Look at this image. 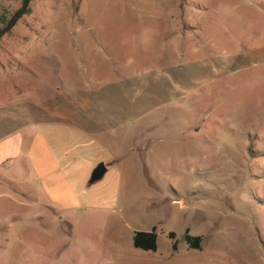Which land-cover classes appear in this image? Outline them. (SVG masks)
Masks as SVG:
<instances>
[{"label":"rangeland","instance_id":"obj_1","mask_svg":"<svg viewBox=\"0 0 264 264\" xmlns=\"http://www.w3.org/2000/svg\"><path fill=\"white\" fill-rule=\"evenodd\" d=\"M166 1L182 40L151 0H33L0 40V264H264V0ZM44 100L92 118L46 127L80 200L67 217L7 196L37 186ZM152 230L156 250L133 245Z\"/></svg>","mask_w":264,"mask_h":264},{"label":"crops","instance_id":"obj_2","mask_svg":"<svg viewBox=\"0 0 264 264\" xmlns=\"http://www.w3.org/2000/svg\"><path fill=\"white\" fill-rule=\"evenodd\" d=\"M151 3L152 5H150L155 12L171 15L170 18H165L166 20L168 19L169 24V27L165 30L167 36L170 39L182 40L187 35L188 29L187 24L183 20V8L181 6H173L171 3L167 4L166 0H151ZM174 15L176 16L174 17ZM91 47L94 50L93 46H90L87 52L91 51ZM77 103V101L72 102V104H68L64 109L58 108L54 103L45 102V100L40 104L44 110V117L38 120V129L32 134L31 142L28 146L29 156H32L35 160L33 164L35 163L34 167L38 180L36 183L37 186L35 188V186H30L31 184L29 183L25 186L13 184L11 190L16 191V196L9 192L7 193V196L12 201L19 202L22 205H28L29 197H31L30 199H35L36 203L43 210L58 214L59 217L61 213H65L64 215L67 217L66 214L80 207V200L78 199L74 184L64 167L60 164V156L57 155L50 145L51 138H48V135L53 134L54 137L55 134L53 132L48 134V131H46V127L56 124L55 117L64 115L70 122L80 123V125L84 124L85 132L89 133L91 131L89 125L92 118L88 117L84 122L77 121ZM5 145L6 143H0V148H4ZM20 151L21 149L18 147L15 156L20 155ZM66 155L67 153H64V156ZM116 157L114 155V159L109 163H115ZM4 160H8V155L0 156V164L4 163ZM105 164L108 171L110 166L107 163ZM1 176L3 178L6 177L4 174H1ZM16 218H19V215H13L9 224L13 225Z\"/></svg>","mask_w":264,"mask_h":264},{"label":"trees","instance_id":"obj_3","mask_svg":"<svg viewBox=\"0 0 264 264\" xmlns=\"http://www.w3.org/2000/svg\"><path fill=\"white\" fill-rule=\"evenodd\" d=\"M33 0H21L20 6L13 12L2 10L0 7V40L2 37L9 33L13 27L27 14L31 12V3ZM171 238H175V233L169 234ZM186 240L192 247L200 248L201 237H192L186 235ZM133 245L137 248L145 250H156L157 249V234L155 230L152 231H137L133 235ZM177 244L174 243L176 248Z\"/></svg>","mask_w":264,"mask_h":264},{"label":"water","instance_id":"obj_4","mask_svg":"<svg viewBox=\"0 0 264 264\" xmlns=\"http://www.w3.org/2000/svg\"><path fill=\"white\" fill-rule=\"evenodd\" d=\"M106 172H107L106 164L104 162L98 163L91 173L89 182L94 183L102 179Z\"/></svg>","mask_w":264,"mask_h":264}]
</instances>
